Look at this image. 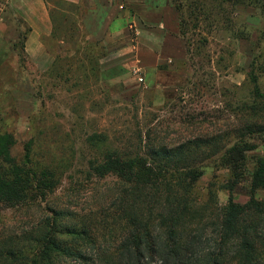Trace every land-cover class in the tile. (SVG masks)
<instances>
[{
  "label": "rangeland",
  "instance_id": "374dc122",
  "mask_svg": "<svg viewBox=\"0 0 264 264\" xmlns=\"http://www.w3.org/2000/svg\"><path fill=\"white\" fill-rule=\"evenodd\" d=\"M94 1L67 8V20L57 18L58 34L43 38L42 54L36 44L28 52L31 27L0 0L8 27L0 38V135L13 136L17 162L31 143L37 158L71 167L49 202L81 215L104 211L120 182L115 176L84 177L97 156L88 137L107 135L112 147L132 152L150 140L175 147L213 137L227 150L237 140L233 131L251 118L264 120V100L255 94L257 86L264 95V0H136L123 9L104 0L93 7ZM201 3L202 14L196 9ZM111 13L119 19L116 31ZM139 45L157 51L147 56L149 65L141 62ZM249 141L257 147L248 153L253 168L264 157V135ZM220 162L212 157L204 163L196 198L204 201L213 183L224 208L233 177ZM251 184L246 170L233 192L238 204L249 202ZM257 198L264 200V190ZM46 204H0V239L31 229Z\"/></svg>",
  "mask_w": 264,
  "mask_h": 264
},
{
  "label": "trees",
  "instance_id": "16d2710c",
  "mask_svg": "<svg viewBox=\"0 0 264 264\" xmlns=\"http://www.w3.org/2000/svg\"><path fill=\"white\" fill-rule=\"evenodd\" d=\"M204 8L201 3L196 9L202 14ZM57 34L54 19L52 37ZM255 94L264 100L257 86ZM233 134L237 140L227 150L213 137H193L175 147L149 139L138 152L112 147L104 134L88 137L97 156L84 177L115 176L120 182L110 191L108 208L82 215L49 202L71 167L37 158L31 143L17 162L13 136L0 135V204L49 205L31 229L0 239V264H264V200L257 198L264 190V157L248 167V153L257 150L249 140L264 135V120L251 118ZM212 157H220L233 177L224 208L213 183L204 201L196 198L204 163ZM246 170L251 197L242 205L233 192Z\"/></svg>",
  "mask_w": 264,
  "mask_h": 264
},
{
  "label": "crops",
  "instance_id": "0c3cea01",
  "mask_svg": "<svg viewBox=\"0 0 264 264\" xmlns=\"http://www.w3.org/2000/svg\"><path fill=\"white\" fill-rule=\"evenodd\" d=\"M8 5L14 8L21 17L29 24L31 27V33L28 37L27 48L29 52V48L31 44H36L37 50L40 53H45L46 49L43 44V38L52 37L54 31V19L57 24V18L61 19L64 18L67 20L66 17V9L68 8L69 11L74 8L78 9L81 6L82 2H86V0H4ZM107 4V7L112 9L124 7H134L136 4V0H104ZM98 4V0H95L93 3V7ZM91 6L87 5V8L90 9ZM64 8L65 10H63ZM5 9H8V6H5ZM71 11V12H73ZM57 14V15H56ZM4 13L0 14V38H2L4 33L7 31V24L3 22L5 19L3 18ZM62 16V17H59ZM66 17V18H65ZM110 22L113 23L112 29L116 31L118 27V20L114 18L113 14L111 13L108 16ZM162 30V29H161ZM163 31V30H162ZM113 33V32H112ZM149 50L144 49L141 45L138 46V50H141V54L139 55L142 57L141 62L144 65H149V57L150 55H157V51L152 47H149ZM144 57V59H143Z\"/></svg>",
  "mask_w": 264,
  "mask_h": 264
}]
</instances>
